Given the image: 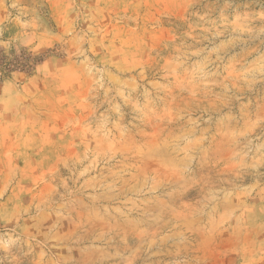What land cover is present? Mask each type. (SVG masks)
Returning a JSON list of instances; mask_svg holds the SVG:
<instances>
[{"label":"rangeland","instance_id":"374dc122","mask_svg":"<svg viewBox=\"0 0 264 264\" xmlns=\"http://www.w3.org/2000/svg\"><path fill=\"white\" fill-rule=\"evenodd\" d=\"M0 264H264V0H0Z\"/></svg>","mask_w":264,"mask_h":264},{"label":"trees","instance_id":"16d2710c","mask_svg":"<svg viewBox=\"0 0 264 264\" xmlns=\"http://www.w3.org/2000/svg\"><path fill=\"white\" fill-rule=\"evenodd\" d=\"M15 56V59L10 60V58L5 55L4 50L0 49V79L8 76L13 71H28L34 64H39L43 59L24 51Z\"/></svg>","mask_w":264,"mask_h":264}]
</instances>
